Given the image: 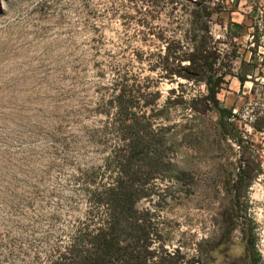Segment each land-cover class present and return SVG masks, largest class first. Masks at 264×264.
<instances>
[{
	"label": "rangeland",
	"instance_id": "374dc122",
	"mask_svg": "<svg viewBox=\"0 0 264 264\" xmlns=\"http://www.w3.org/2000/svg\"><path fill=\"white\" fill-rule=\"evenodd\" d=\"M213 1L211 34L246 75L217 92L241 146L188 103L204 84L160 68L190 2L0 0V264H80L113 221L121 244L132 223L146 237L135 264H264V0ZM251 154L255 176L230 190Z\"/></svg>",
	"mask_w": 264,
	"mask_h": 264
},
{
	"label": "trees",
	"instance_id": "16d2710c",
	"mask_svg": "<svg viewBox=\"0 0 264 264\" xmlns=\"http://www.w3.org/2000/svg\"><path fill=\"white\" fill-rule=\"evenodd\" d=\"M190 2L192 8L190 10V26L180 38L168 39L164 45V54L160 60V68L164 70V75L171 81L185 79L197 83H202L205 86V94H199L189 100V104L195 110L207 111L214 110L217 114L216 124L222 135L240 145V139L233 136V123L229 121L232 116L231 108L223 107L217 98V92L226 84V75H235L240 82L246 80V75L243 73L230 71L231 59L234 56V49L224 51L219 47V41L214 39L210 31L211 17L214 11L213 0H184ZM234 46L235 44L232 43ZM250 67L251 62L240 61V67ZM252 68V67H251ZM245 73H253L250 69ZM201 104L200 107H197ZM241 146V145H240ZM258 164L255 156L251 154L242 159L239 165L235 178L229 185L230 190H236L241 186H247L256 172L253 173L255 166ZM114 189V188H113ZM113 206L117 212L122 215L131 216L136 211L133 207L136 199L135 192L132 187L126 185L118 186L116 192H113ZM110 222L111 231H101L93 236L96 244V251L92 254L85 255L80 264H113L112 255L120 252L125 253V262L135 264L136 246L139 241L145 240L143 233L137 235V224L132 223L130 230L133 233L129 242L121 244L118 240L117 232L122 230L119 222ZM109 227V228H110ZM121 229H120V228ZM110 232V233H109ZM147 242L142 244L143 249H146ZM252 253V248L248 249ZM200 257L197 255V261ZM161 260H166L167 264H176L175 255L165 253ZM251 261V264H254ZM145 262V260H143ZM165 262V261H164ZM159 264H161L159 262Z\"/></svg>",
	"mask_w": 264,
	"mask_h": 264
}]
</instances>
